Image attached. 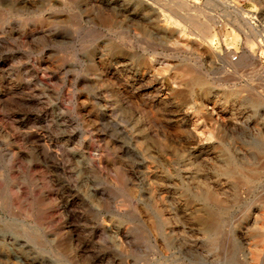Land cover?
I'll return each mask as SVG.
<instances>
[{
  "label": "rangeland",
  "instance_id": "374dc122",
  "mask_svg": "<svg viewBox=\"0 0 264 264\" xmlns=\"http://www.w3.org/2000/svg\"><path fill=\"white\" fill-rule=\"evenodd\" d=\"M181 1L0 0V264H264V0Z\"/></svg>",
  "mask_w": 264,
  "mask_h": 264
},
{
  "label": "bare ground",
  "instance_id": "6f19581e",
  "mask_svg": "<svg viewBox=\"0 0 264 264\" xmlns=\"http://www.w3.org/2000/svg\"><path fill=\"white\" fill-rule=\"evenodd\" d=\"M173 1V3L175 4V5H177V8L178 9H180V10H188L189 9V11H190V8H186V5L181 1V0H172ZM241 16V15H240ZM198 24V23H197ZM196 24V25H197ZM197 28L200 30V32L204 35V37L206 36H208V34H209V29H208V27H207V25H199V26H197ZM211 30V29H210ZM177 43V42H176ZM181 44V43H180ZM186 45V44H185ZM228 56V55H227ZM239 64V63H238ZM234 66V65H233ZM179 76V75H178ZM175 78V77H174ZM178 78H180V76L178 77ZM182 78V77H181ZM175 80H177V77H176V79ZM179 80V79H178ZM183 81V80H182ZM177 82V81H176ZM181 82V81H180ZM179 82V83H180ZM178 83V82H177ZM184 83H185V81H184ZM175 84V83H174ZM173 84V85H174ZM184 85V84H183ZM179 86V85H178ZM177 87V86H176ZM153 117V116H152ZM155 118V117H154ZM205 219V218H204ZM201 220V219H200Z\"/></svg>",
  "mask_w": 264,
  "mask_h": 264
}]
</instances>
